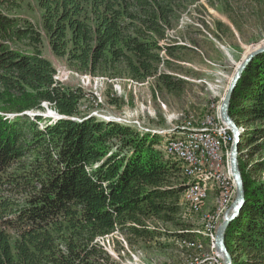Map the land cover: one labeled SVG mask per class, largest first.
Instances as JSON below:
<instances>
[{"label": "trees", "instance_id": "1", "mask_svg": "<svg viewBox=\"0 0 264 264\" xmlns=\"http://www.w3.org/2000/svg\"><path fill=\"white\" fill-rule=\"evenodd\" d=\"M52 53L78 72L126 77L179 95L186 81L160 71L167 39L189 0H37ZM0 0V264H115L99 242L119 232L149 242V223L176 240L197 234L181 218L185 170L133 125L80 112V89L55 79L33 23ZM47 103L59 117L40 114ZM229 115L241 127L245 202L226 227L232 264H264V179L254 161L264 139V52L243 71ZM44 122L42 127L39 123ZM130 240V239H129Z\"/></svg>", "mask_w": 264, "mask_h": 264}, {"label": "rangeland", "instance_id": "2", "mask_svg": "<svg viewBox=\"0 0 264 264\" xmlns=\"http://www.w3.org/2000/svg\"><path fill=\"white\" fill-rule=\"evenodd\" d=\"M17 1L20 7L12 14L30 20L41 33L42 54L54 66L55 79L67 87L80 89L84 95L80 103L82 114L130 124L152 133L164 155L173 156L169 158L178 162L183 170L168 142V139L177 137V130L210 129V124L214 126L217 123L232 134L220 117V106L241 62L264 44V0H189L179 10L173 28L167 30V39L160 41L161 44L170 45L174 55L162 53L168 59L169 66L159 68L161 72L186 81L179 95L156 87L154 77L138 82L126 77L110 79L78 72L69 65L66 57L52 53L37 0ZM34 113L40 114L45 121L54 120L57 116L47 103H43V111H33L30 115ZM45 121L38 126L42 127ZM259 141L263 143V149L254 157V161H264V139ZM231 145L232 140L222 147L224 167L229 174ZM256 175L264 179V167ZM185 177L188 182L190 177ZM213 179V189L200 212L187 206L183 192L180 199L181 218L197 234L192 242L201 245L192 247L186 245L190 242L176 240L167 234L175 229L159 223H149L160 233L149 242L136 241L132 237L129 240L119 232L99 242L115 264H198L215 253L224 264L215 248L214 236L235 199L236 187L226 205L218 175H214ZM222 206L224 208L220 210ZM214 214L216 219L211 221L215 228L212 236L206 231L205 217Z\"/></svg>", "mask_w": 264, "mask_h": 264}, {"label": "bare ground", "instance_id": "3", "mask_svg": "<svg viewBox=\"0 0 264 264\" xmlns=\"http://www.w3.org/2000/svg\"><path fill=\"white\" fill-rule=\"evenodd\" d=\"M216 124L213 126L216 130L224 129L222 126H218ZM216 130L203 129L202 127L189 131L177 130L175 132L177 137L168 139L175 158L177 161L181 162V166L185 169L186 175L190 177V180L187 182L183 191V197L188 203L187 206H189V208L193 211L200 212L203 203H205L213 189L214 175H218V181L221 186L219 170H213L212 152H207L209 148V141H213V150L216 155V160L222 163V182L228 184L229 186L224 192L223 187H221V195L224 200V204H228V200L231 198L232 190L235 186L231 173L229 174V172L226 171L227 169L224 167L225 160L222 148L224 144H227L231 140L233 141V139L231 137H225L223 132H216ZM198 136L203 137L204 140H201ZM199 190L203 192L201 196H199ZM195 196L198 197L195 199ZM222 208H224V206H222L220 210ZM215 215L216 214H214V216L209 215L205 217L207 220L205 228L211 235L215 229L213 222H211L216 219ZM211 244H213V241ZM186 245L197 247L201 244L186 243ZM203 262H206V264H220V257H218V254L215 253L205 260H200L198 264H203Z\"/></svg>", "mask_w": 264, "mask_h": 264}, {"label": "water", "instance_id": "4", "mask_svg": "<svg viewBox=\"0 0 264 264\" xmlns=\"http://www.w3.org/2000/svg\"><path fill=\"white\" fill-rule=\"evenodd\" d=\"M263 52H264V44H262L260 47L250 52L241 62L229 84L227 92L220 106V117L222 121L228 126V128L230 129L233 135V141L230 151V173L236 187L235 199L231 204L230 209L226 211L222 223L218 226L215 232L214 245L218 253L222 256L224 264H232L231 254L229 253L224 242L225 229L228 226V224L234 218L237 217L242 205L245 202L243 182L238 165V153L241 145L242 129L237 126L235 121L229 115L230 98L243 71L250 64V62L253 60L254 57H256L257 55ZM26 114H30V113H26Z\"/></svg>", "mask_w": 264, "mask_h": 264}, {"label": "built area", "instance_id": "5", "mask_svg": "<svg viewBox=\"0 0 264 264\" xmlns=\"http://www.w3.org/2000/svg\"><path fill=\"white\" fill-rule=\"evenodd\" d=\"M210 129L216 130L215 128H213V126H211V124H210ZM216 132H223L225 137H232V135H230L229 132L225 128L223 130H216ZM198 137L201 138V140H204L203 137H200V136ZM207 152H212L213 170H219L220 179H221V187H223V192H224L227 190V187L229 186L228 184H225L222 182V178H221L222 163L216 160V155L214 154V150H213V141H209V148ZM201 194H203V192L199 190V196H201ZM197 197L198 196H195V199ZM220 264H222L221 260H220Z\"/></svg>", "mask_w": 264, "mask_h": 264}]
</instances>
